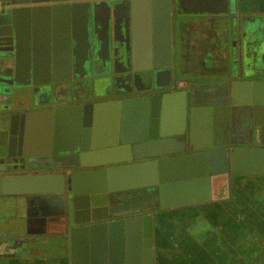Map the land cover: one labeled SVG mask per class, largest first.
I'll list each match as a JSON object with an SVG mask.
<instances>
[{
  "label": "water",
  "instance_id": "water-1",
  "mask_svg": "<svg viewBox=\"0 0 264 264\" xmlns=\"http://www.w3.org/2000/svg\"><path fill=\"white\" fill-rule=\"evenodd\" d=\"M0 1V169L31 155L34 144L51 147L36 154L46 165L74 167L0 173V195H25L32 203L7 225L57 230L0 241V259L67 249L68 264H157L160 210L233 200L241 181L264 174V141L251 144L253 127L264 136V81L233 79L229 93L203 100L187 95L188 82L225 86L236 73L226 61L229 48L214 36L205 50L190 41L174 51L163 0H153L159 28L150 40L131 27L136 0ZM173 1L200 27L213 15H223L214 18L225 30L242 20L237 0ZM119 10L125 14L117 18ZM36 11L60 15L62 26L39 36ZM190 61L204 70L185 65ZM105 114L114 124L106 131L111 140L101 144ZM34 123L40 142L30 139ZM247 129V142L230 140ZM60 145L68 148L56 150ZM64 152L72 159L55 157ZM139 190L145 193L133 196ZM209 224L204 218L192 226L204 235Z\"/></svg>",
  "mask_w": 264,
  "mask_h": 264
},
{
  "label": "flooded vegetation",
  "instance_id": "flooded-vegetation-1",
  "mask_svg": "<svg viewBox=\"0 0 264 264\" xmlns=\"http://www.w3.org/2000/svg\"><path fill=\"white\" fill-rule=\"evenodd\" d=\"M126 2L127 0L124 3ZM154 2L155 1L153 0H136L135 3L139 4L140 10H133L130 16L131 19H129V21L131 20V27L134 29L135 34L137 33L136 30L140 31L139 37L142 36L144 39H149V36H151L150 31L152 29L159 28L157 24V12L154 7ZM162 4L164 8L163 15L168 18L170 23L171 43L174 51H176L178 48L184 49L188 43H195L197 41V46L202 50H205L207 46H211L212 41L210 38L214 36L221 45L224 46V44H226L229 48V56L226 61L228 65L233 68L234 73H236V78L229 79V82L225 86H220L214 82H208L201 78H197L193 81V83L188 82L184 86L187 95L193 94L194 96H197L203 100L215 93H229L230 80L233 79H257L264 81V0H237V5H239V7L237 6V9L240 8L241 10L240 15L242 20L237 19V21L233 22L232 26L227 29L228 32L223 26L224 21L220 19L223 17V15L211 16L213 19L211 23L206 27H200L198 22L194 20L195 16L188 14L183 9L181 2H175L171 0L169 3L168 0H163ZM2 5L3 2L0 1V7ZM6 7L7 5H5V8ZM124 14V11L119 10V12H117V18H119V16H123ZM33 17V26L38 32L39 36L44 30L49 31L50 34H52L53 31L57 32V29L63 24L62 18L58 14L53 15L47 13L46 15V12L44 11H36ZM214 17L220 18L217 20ZM232 20H234L233 17ZM56 41L57 37H55V42ZM187 64H192L190 66L204 70L203 67L197 62L185 63V65ZM37 127L38 124L34 123L30 128V139L33 141L35 140V142H37L34 137ZM252 130L253 138L251 144H259L261 140L264 141V136H260L259 130L257 128L253 127ZM248 131L249 129L245 131V137L240 138L238 136L231 135L230 140H235L238 143L247 142L250 139ZM206 140L207 139L199 140V142H206ZM50 148L51 147H48L45 144L42 146L34 144L30 148L31 155L18 156L16 161H12L10 164H6L3 169H0V173L62 174L63 172L66 173L74 168L68 164L46 165L44 162L45 160L41 159V155H36L42 151H50ZM65 148H68V146L60 145L59 147H56V150L60 151L62 149L63 151ZM53 156L54 155H49L48 159ZM55 157H60L61 159H72L69 154L65 152L60 156L55 155ZM64 190H66V188H64ZM143 193H145V190H139L138 192H134L133 196L137 194L141 195ZM234 197L235 196H233L234 202L229 204L228 207H225L224 204L219 206L220 204L215 201L206 202L216 203L214 205L221 208L223 216L226 212H232L234 220L230 218V216L225 215V221H221V224H219L220 221L217 220L216 214H212V216L208 217L206 213L204 214L201 212L203 211L202 206L206 203L171 207L174 210H171L170 212H172L174 216L178 215L179 224L174 225L175 222L173 221L171 215L166 217V219L164 217L165 220H168V222L165 224L171 230L177 227L180 228V234L182 237L179 241L180 244L184 245V250L179 251L178 253H182L184 256L182 260L183 264H193L199 253H211L214 255L216 253H238V251L241 253L243 250H246L247 253H252V251L253 253H258L259 251L261 252L263 250L261 247L262 244L260 242L261 237H259L256 232V234H253L252 236L253 241L247 238L248 232L250 229H253V227L251 226L252 224L249 223L250 221L241 218L242 212L238 210L239 206H242L243 204L242 197ZM178 217L176 219H178ZM204 218L210 223V233L201 235L195 230L192 224L195 221H203ZM52 229L53 230L48 233L51 234L49 236H55V234H57L56 228L52 227ZM170 233L173 236L174 231L173 233L170 231ZM255 248H257L258 251ZM176 253L177 251L157 253V255H155V258L158 260H156L157 264H180L178 262L180 259L177 260L176 257H174ZM248 262L252 264L250 260Z\"/></svg>",
  "mask_w": 264,
  "mask_h": 264
},
{
  "label": "crops",
  "instance_id": "crops-1",
  "mask_svg": "<svg viewBox=\"0 0 264 264\" xmlns=\"http://www.w3.org/2000/svg\"><path fill=\"white\" fill-rule=\"evenodd\" d=\"M191 62V61H190ZM113 117L111 114L104 115L103 123L100 126V135L96 137L101 144L109 143V140H111V137H108V133H106L107 128H111V125L114 124V121L112 120ZM118 119V117H117ZM118 121V120H117ZM119 123H117V126ZM37 139V142L41 141L42 134L41 129L39 127L36 128V134L35 136ZM39 140V141H38ZM247 179V180H246ZM245 180L241 181L242 187L239 188L238 194L242 197V206H239L238 210L242 212L241 218L246 219L247 221H250L249 223L252 224L251 226L253 229H250L248 232L247 238L252 240L253 234H258L259 237H261L260 242L262 244V251L256 252V253H247L246 250H243L241 253L238 251V253H199L196 260H194L193 264L196 263H202V264H250L248 261L252 264H264V174H251L249 177L247 176ZM234 192H237L235 189ZM233 200H224L217 202L221 206L222 204L225 205V207H228L229 204H232ZM216 203H206L202 206L203 211L202 213H206L208 217L212 216V214H216L217 220L220 221L219 224H221V221H225L224 216H230V218H233L232 212H226L223 216V213L221 212V208L219 206H215ZM32 203L25 195H0V241H4V239L9 237H38L41 234H45V236H49L51 234H48L53 229L52 227H48L46 229L47 231H41L40 229H32L34 231H28L25 226L17 227L14 226L13 229L10 225H7L10 223V220L14 218L15 216H19L20 218L25 215V213L29 212L31 209ZM219 207V208H218ZM171 210L174 209H163L160 210L158 215V224L156 227V235H155V241L158 246V253L163 252H169V251H177V253L174 255L178 262L180 264H183L182 260L184 256L182 253H178L179 251L184 250V245L180 244V238L182 235L180 234V228H175L173 230L169 229L166 226V222L168 220H165L166 217H169V215L172 216L173 221L175 222L174 225L179 224V217L178 215L174 216ZM210 212V214H209ZM223 216V217H222ZM165 217V219H164ZM178 217V219H176ZM220 217V218H219ZM222 217V218H221ZM213 218V217H212ZM170 231H174L173 236L171 235ZM253 231V232H251ZM256 232V233H255ZM24 241L23 239L21 240ZM31 241V240H30ZM253 241V240H252ZM242 243V242H241ZM241 245V244H240ZM247 247V246H246ZM250 248V247H249ZM252 249V248H251ZM257 249V248H255ZM254 250V249H253ZM258 251V249H257ZM31 254L28 256V258L24 260H15L16 264H68V250L64 249L60 252H57L54 249H49L44 252H36L32 251ZM197 254V253H196ZM2 261L3 264H13L8 263L9 259L2 258L0 259V262Z\"/></svg>",
  "mask_w": 264,
  "mask_h": 264
}]
</instances>
